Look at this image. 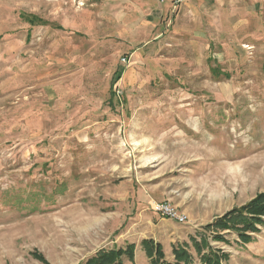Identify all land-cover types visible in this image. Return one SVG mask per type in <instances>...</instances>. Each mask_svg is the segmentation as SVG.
Instances as JSON below:
<instances>
[{
	"label": "rangeland",
	"instance_id": "1",
	"mask_svg": "<svg viewBox=\"0 0 264 264\" xmlns=\"http://www.w3.org/2000/svg\"><path fill=\"white\" fill-rule=\"evenodd\" d=\"M146 2L0 0V264H264V0Z\"/></svg>",
	"mask_w": 264,
	"mask_h": 264
},
{
	"label": "trees",
	"instance_id": "2",
	"mask_svg": "<svg viewBox=\"0 0 264 264\" xmlns=\"http://www.w3.org/2000/svg\"><path fill=\"white\" fill-rule=\"evenodd\" d=\"M236 217L237 222L242 224L239 225L233 224V220ZM238 218V219H237ZM264 222V192L259 193L252 201H250L245 206L241 208H235L225 214L223 217L217 219L213 224L216 229H230L231 227L238 232L243 242L250 240V234L254 232L257 228L256 224ZM237 226V227H236ZM252 228V230H251ZM217 233L216 238H222L221 235ZM147 243V241H145ZM195 244V243H194ZM195 247H199L196 246ZM134 244H129L126 250H116V251H100L97 255L91 257L86 264H122L121 258L124 254L129 257H133L134 253ZM157 256L153 255L152 249L147 245V253L150 257H153L152 264H181L182 261H185V264H192V257L188 254L185 248H177L174 250L175 258L177 263L167 262L163 260V253L160 246H157L155 250ZM158 258V259H157ZM161 260V261H160ZM201 260L204 264H223L219 256H211V254L201 255Z\"/></svg>",
	"mask_w": 264,
	"mask_h": 264
},
{
	"label": "built area",
	"instance_id": "3",
	"mask_svg": "<svg viewBox=\"0 0 264 264\" xmlns=\"http://www.w3.org/2000/svg\"><path fill=\"white\" fill-rule=\"evenodd\" d=\"M161 2H169L173 12H178L179 6L184 0H160ZM155 212L160 213L163 217L175 220L181 224L188 222V215L180 212L170 201L164 200L156 202L153 206Z\"/></svg>",
	"mask_w": 264,
	"mask_h": 264
},
{
	"label": "crops",
	"instance_id": "4",
	"mask_svg": "<svg viewBox=\"0 0 264 264\" xmlns=\"http://www.w3.org/2000/svg\"><path fill=\"white\" fill-rule=\"evenodd\" d=\"M157 1V2H156ZM144 6H147L149 11H167L171 10V4L169 2H161L160 0H151V2H146ZM158 3V5H157ZM179 13L181 11H199V0H184L178 9Z\"/></svg>",
	"mask_w": 264,
	"mask_h": 264
}]
</instances>
